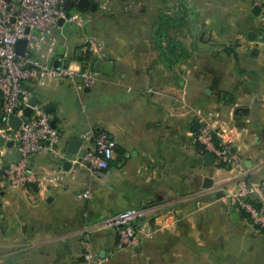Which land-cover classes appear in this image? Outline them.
Masks as SVG:
<instances>
[{
    "label": "crops",
    "instance_id": "1",
    "mask_svg": "<svg viewBox=\"0 0 264 264\" xmlns=\"http://www.w3.org/2000/svg\"><path fill=\"white\" fill-rule=\"evenodd\" d=\"M109 2L110 11L85 10L82 27L71 32L64 23L51 36L81 69L89 67L81 60L84 38L98 35L105 50L94 61L108 56L110 74L91 66L96 84L80 92L65 79L26 82L36 101L49 105L59 147L68 154L65 160L34 154L27 166L61 168L66 176L27 191L0 189V264H82L84 226L152 203L161 210L151 227H162L132 253L110 255L118 240L114 230L90 236L89 245L104 264H264V231L232 198L240 179H264V38H248L262 28L258 5L251 0ZM183 7L186 24L173 35L188 54L164 57L165 49L152 41L157 15L172 16ZM222 93L230 102L221 100ZM238 107L246 112L237 113ZM203 125L220 131L239 156L238 165L219 164L214 157L206 164L196 141ZM89 127L106 131L112 142L104 178L88 174L66 150L70 139L81 140ZM83 150L81 145L76 155ZM18 158L15 145L0 146L2 166ZM204 177L212 179L208 188L202 186ZM85 189L88 198L81 196ZM230 206L238 218L231 217Z\"/></svg>",
    "mask_w": 264,
    "mask_h": 264
},
{
    "label": "built area",
    "instance_id": "2",
    "mask_svg": "<svg viewBox=\"0 0 264 264\" xmlns=\"http://www.w3.org/2000/svg\"><path fill=\"white\" fill-rule=\"evenodd\" d=\"M64 1L66 0H0V93L3 115L0 135L6 140H12L19 153V158L14 162H8L5 166L0 162L2 190L20 187L27 191L32 185L60 183L66 176L61 168L55 171H33L26 163L29 156L39 153H49L64 160L68 157L59 147L60 133L51 125L52 114L39 102L30 103L33 95L26 82L32 79L40 82L51 78L65 79L75 91L80 92L90 89L97 81L96 73L90 66L74 68L70 55L64 51L59 53L58 42L51 36L52 31L60 27V19L78 27H82L87 21L84 13L75 8L66 16ZM91 1L101 11L111 10L109 0ZM251 1L258 5L259 23L264 27V0ZM18 39L27 40L23 55H19L14 48ZM84 46L92 59L104 56L105 43L98 35H87ZM55 61H58L57 67L54 66ZM25 107H31V114L21 121L18 128L12 127L8 123V115L13 113L21 117ZM80 139L84 150L79 156L73 155L72 162L80 164L88 174L104 178L113 157L109 134L89 127L81 133ZM196 141L219 164L238 165L239 156L222 140L221 133L216 128L201 126L197 131ZM81 196L88 198L89 189L83 190ZM232 198L239 211L258 230L264 231V179L256 182L240 179ZM160 210L156 203L128 207L84 226L82 232L86 236V248L82 253V264H104L98 253L91 249L89 239L92 234L106 230H114L118 235L110 255L132 253L162 227L159 223L151 227V220L159 216Z\"/></svg>",
    "mask_w": 264,
    "mask_h": 264
},
{
    "label": "water",
    "instance_id": "3",
    "mask_svg": "<svg viewBox=\"0 0 264 264\" xmlns=\"http://www.w3.org/2000/svg\"><path fill=\"white\" fill-rule=\"evenodd\" d=\"M63 7L66 10V16L69 15L71 9H73L74 7H78L82 10H90V11H95L96 10V3L94 1L91 0H77L76 2L72 1V0H66L63 3ZM257 9L259 8L258 6L256 7ZM59 25L62 26L64 24V19H60L59 20ZM28 30V29H27ZM256 37H258L259 39H263L264 38V27L260 28L258 31H251L248 34V38L254 40ZM26 44H27V40L26 39H18L15 43V51L19 54V55H23L25 53L26 50ZM63 47L60 48L59 53H62ZM255 51V49H253L252 53ZM76 54L80 55L81 54V50H77ZM54 66H58V61L54 62ZM93 69L96 72H99L102 68V71L104 73L110 74L112 67H113V63L110 61L109 57L106 56L104 57V61H94L93 63ZM228 99V101H227ZM221 100L225 103L230 102L228 96H226L225 93L221 94ZM36 101L35 97H31L30 103L34 104ZM45 110L47 112H50L51 110L49 109V105H47L45 107ZM31 107H25L23 109V115L21 117L15 115V114H9L7 119H8V123L14 127V128H18V126L20 125L21 121L26 120L27 117L31 114ZM236 112L239 114H242L244 112H246V108L244 107H238L236 109ZM51 125L55 128V120L52 119L51 120ZM4 144H6L7 146H12L14 145V142L12 140H6L2 135H0V146H3ZM82 144V141L76 138H72L70 139L69 143H68V147H67V152L70 154H76L80 148ZM204 159L209 160V163L206 164H210L213 161V156L209 153H204ZM6 163V162H5ZM4 163V164H5ZM8 164V162L6 163ZM70 164L69 162L66 163V165ZM212 185V179L210 177H204L203 179V187L204 188H208ZM217 196H221L222 195V191H219V194H216ZM229 210L231 212V217L233 219L238 218V212L235 211L234 206H230Z\"/></svg>",
    "mask_w": 264,
    "mask_h": 264
},
{
    "label": "trees",
    "instance_id": "4",
    "mask_svg": "<svg viewBox=\"0 0 264 264\" xmlns=\"http://www.w3.org/2000/svg\"><path fill=\"white\" fill-rule=\"evenodd\" d=\"M76 10L85 11L78 7H74ZM188 14L187 8L183 7L179 12L173 14L172 16L167 15L165 12H160L157 15L155 25L156 29L152 34V41L158 49L162 50L164 57H174L175 59L181 58L188 53L184 49L183 43L176 38L175 35L180 28H183L186 24V15ZM91 55L86 52L84 56L81 57L84 65L92 66L94 59L90 57ZM0 123H3V115H0Z\"/></svg>",
    "mask_w": 264,
    "mask_h": 264
},
{
    "label": "rangeland",
    "instance_id": "5",
    "mask_svg": "<svg viewBox=\"0 0 264 264\" xmlns=\"http://www.w3.org/2000/svg\"><path fill=\"white\" fill-rule=\"evenodd\" d=\"M82 13H84V15L86 16L87 15V13H86V11H81ZM104 12H106V11H104ZM76 27H78V26H76L75 24H72V23H65L64 25H63V28L64 29H66L67 31H71V32H73L75 29H76ZM235 235V234H234ZM235 237H236V235H235ZM238 241V240H237ZM94 251V250H93Z\"/></svg>",
    "mask_w": 264,
    "mask_h": 264
}]
</instances>
